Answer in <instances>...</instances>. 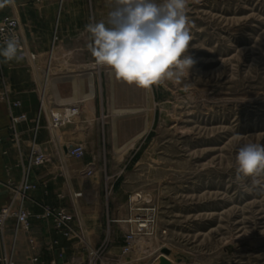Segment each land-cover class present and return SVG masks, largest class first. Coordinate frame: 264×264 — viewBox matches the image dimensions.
I'll list each match as a JSON object with an SVG mask.
<instances>
[{
  "label": "rangeland",
  "instance_id": "obj_1",
  "mask_svg": "<svg viewBox=\"0 0 264 264\" xmlns=\"http://www.w3.org/2000/svg\"><path fill=\"white\" fill-rule=\"evenodd\" d=\"M115 7L116 0H93L95 21L107 23ZM186 15L195 63L189 73L174 68L177 76L151 90L88 63L78 75L70 69L68 104L59 106L40 68V101L49 93L41 130L53 150L71 168L79 159L67 148L84 145L96 157L84 173L87 191L77 198L89 207L97 200L92 211L101 215L103 235L88 232L81 241L85 264H152L162 254L174 264H264V174L256 185L251 177L237 181L235 159L246 143L264 145V0H188ZM68 105H79L80 114L51 129L50 108ZM83 124L78 142L74 127ZM68 132L66 149L53 142L52 133ZM140 216L149 229L124 252Z\"/></svg>",
  "mask_w": 264,
  "mask_h": 264
},
{
  "label": "crops",
  "instance_id": "obj_2",
  "mask_svg": "<svg viewBox=\"0 0 264 264\" xmlns=\"http://www.w3.org/2000/svg\"><path fill=\"white\" fill-rule=\"evenodd\" d=\"M7 17H15L20 21V32L27 51L36 57L5 61V58L0 56V208L12 202L14 187L23 177V162L27 160L28 146L35 133L33 119L41 110L38 82L40 68L46 67V84L51 79L52 92L57 94L55 100L52 93V103L61 106L68 104L66 100L69 91L66 80L71 73L70 69H76L78 75L88 63H96L85 54L90 43L87 40L90 33L86 31L85 26L90 22V18L95 19L93 0H7L0 3V21ZM5 86L10 90L7 97H4ZM47 95L49 96V93L46 94L44 90V101ZM15 101H20L22 105L12 109L10 102ZM96 111V108L92 107V113L96 114ZM12 112H26L31 119L19 125V129L24 131L20 145L14 144L10 139ZM74 128V133L77 134L74 139L81 142L79 134L85 131L87 126L83 124ZM41 129L43 128L39 130L37 142L48 147L52 160L46 165L33 168L31 180L37 183V187L27 194L25 204L34 214H42L48 206L57 209L66 207L74 213L72 225L79 233L76 237H67L56 233L52 218H33L29 233L20 231L16 234L15 220H12L8 223L6 241L13 252L14 264H53L57 254L59 264H85L87 250L81 241L88 237V232L94 234L97 239L103 235L102 219L100 214L92 211L96 209V199L91 200L92 205L89 207L87 204L83 205L76 194L82 189L87 191L84 185L87 178L84 173L96 157L89 158L86 149L84 158L75 160L74 167L71 168L66 164L65 154L59 148L53 150L49 133ZM93 133L91 130V134L86 138ZM53 138V142L64 146V149L72 143L69 132ZM29 237L37 242L35 249L31 248ZM56 240L58 244L52 249L51 245ZM2 254L3 246L0 243V256ZM34 258H38V261Z\"/></svg>",
  "mask_w": 264,
  "mask_h": 264
},
{
  "label": "clouds",
  "instance_id": "obj_3",
  "mask_svg": "<svg viewBox=\"0 0 264 264\" xmlns=\"http://www.w3.org/2000/svg\"><path fill=\"white\" fill-rule=\"evenodd\" d=\"M7 0H0V3ZM188 0H116V7L104 20L90 22L87 45L96 64L107 66L115 77L130 85L151 90L153 85L178 74L189 73L195 61L188 54L192 36L187 27ZM21 43L14 35L4 41L0 56L5 61L21 60ZM236 159V180L251 177L252 184L264 174V145L246 143Z\"/></svg>",
  "mask_w": 264,
  "mask_h": 264
},
{
  "label": "built area",
  "instance_id": "obj_4",
  "mask_svg": "<svg viewBox=\"0 0 264 264\" xmlns=\"http://www.w3.org/2000/svg\"><path fill=\"white\" fill-rule=\"evenodd\" d=\"M15 36L19 39L21 43V49L18 54L23 55V58H28L29 56L32 59H35V55L29 54L25 43L23 41L21 32H20V21L15 17H7L0 21V48L4 47V41L11 36ZM10 92L9 88L5 86V95L7 97L8 93ZM9 100V98H8ZM10 101V100H9ZM42 107L40 110V115L38 119H34V138L31 140L30 144V153L26 161L23 162V177L21 182L14 187V198L12 202L3 208H0V243L3 246V254L0 256V264H14V260L12 258L13 253L12 250L8 247L6 241V231L8 227V223L12 220H15V228L16 234L20 231L29 233L32 227V219L33 218H52L54 220V227L56 233L63 234L67 237H75L78 236V231L72 225L73 214L66 208H53V207H46L42 214H34L25 204V199L27 194L31 191L36 189L37 183L31 180V173L34 167L36 166H43L51 162L52 156L42 146L38 145L37 137L39 130L41 128V114L44 107L43 98H42ZM12 109L16 107H20L22 103L20 101L10 102ZM80 114V107L79 105L73 106H66L62 108V111L59 114L52 113L50 128L57 130V128L71 122L73 117L78 116ZM31 121L29 115L26 112L15 114L12 112L11 114V124L10 128V139L14 144L20 145L22 143V138L24 131L19 129V125L22 123H26ZM52 132V131H51ZM52 136L53 133H52ZM68 150L66 153L70 157L82 159L86 154V148L84 145H78L72 148H67ZM88 173L92 174L93 170L88 169ZM82 193H77L76 196H81ZM139 223V232L134 230L128 232L125 236L128 245L124 248V252H132V244L139 238V234L145 233L149 229V219L145 216H140L137 220ZM29 243L31 248L35 249L37 242L32 238L29 237ZM58 244V241H54L51 245V248H55ZM32 259V258H30ZM35 261H38V258H34ZM53 264H57L56 260H53Z\"/></svg>",
  "mask_w": 264,
  "mask_h": 264
},
{
  "label": "bare ground",
  "instance_id": "obj_5",
  "mask_svg": "<svg viewBox=\"0 0 264 264\" xmlns=\"http://www.w3.org/2000/svg\"><path fill=\"white\" fill-rule=\"evenodd\" d=\"M43 104H44V107H43V109L45 108V101H44V99H43ZM46 109V108H45ZM62 111V109H58V110H56V109H53L52 107L50 108V111H49V113H50V115H52V113H55L56 115L57 114H59V112H61ZM161 256V255H160ZM165 257H167L169 260H171V262H172V264H174L173 263V261H172V258L170 257V256H168V255H164ZM159 258V257H158ZM158 260V259H157ZM157 260H155V262L157 261ZM155 262L154 263H152V264H155Z\"/></svg>",
  "mask_w": 264,
  "mask_h": 264
},
{
  "label": "water",
  "instance_id": "obj_6",
  "mask_svg": "<svg viewBox=\"0 0 264 264\" xmlns=\"http://www.w3.org/2000/svg\"><path fill=\"white\" fill-rule=\"evenodd\" d=\"M165 254H162L159 256L158 260L155 262V264H172L171 260H169L167 257L164 256Z\"/></svg>",
  "mask_w": 264,
  "mask_h": 264
}]
</instances>
